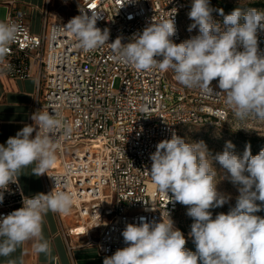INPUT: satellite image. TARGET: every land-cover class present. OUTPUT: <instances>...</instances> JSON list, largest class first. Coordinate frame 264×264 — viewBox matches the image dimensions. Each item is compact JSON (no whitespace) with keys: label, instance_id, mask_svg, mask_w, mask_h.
I'll return each mask as SVG.
<instances>
[{"label":"clouds","instance_id":"9594fccd","mask_svg":"<svg viewBox=\"0 0 264 264\" xmlns=\"http://www.w3.org/2000/svg\"><path fill=\"white\" fill-rule=\"evenodd\" d=\"M213 11L223 16V26L213 20ZM176 12L172 9L167 19L153 21L128 43H122L121 36L108 43L110 30L96 26L101 18L96 13L81 11L65 26L85 52L108 44L115 59L136 70L171 69L178 83L198 88L206 97L225 94V103L236 117L252 114L264 120V51L258 44V30L264 31V11L237 7L225 15L223 9H213L210 0H192L188 16L193 23L188 31L198 27L199 34L179 44L172 40ZM19 31L18 24L0 21V62ZM217 78L221 91L214 94L211 85ZM31 119L33 124L0 144V203L10 191L9 184H19L23 168L35 163L33 175L47 174L57 160L53 138L61 131L70 136L73 130L58 112L53 115L38 110ZM234 147L228 141L225 149L213 156L203 141L188 143L175 133L160 141L150 155L148 172L169 202L188 206L187 215L194 221L189 236L196 250L185 247L184 234L167 212V218L161 216L160 222L141 217L139 224H127L122 232L127 246L106 256L103 264H264V217L255 215L264 210V149L253 156L251 146L246 145L239 156ZM214 162L239 192L235 206L215 218L210 209L222 207L231 197L217 190ZM56 186L47 194L31 197L21 191L22 207L0 219V256H10L28 241L33 242L37 254H51L50 243L43 237L44 215L49 211L67 215L74 203L71 192L56 190ZM168 192L173 195L169 197Z\"/></svg>","mask_w":264,"mask_h":264},{"label":"built area","instance_id":"2783aa9c","mask_svg":"<svg viewBox=\"0 0 264 264\" xmlns=\"http://www.w3.org/2000/svg\"><path fill=\"white\" fill-rule=\"evenodd\" d=\"M62 1L71 4L76 15L83 11L101 16L96 26L110 30L108 43L118 36L128 43L134 34L153 21L167 19L169 12L177 9L172 40L176 44L183 40L180 20L189 0ZM44 15L45 30L37 34L27 24L26 12L12 1L7 3L0 21L16 23L20 31L0 69L12 78L35 76L31 113L58 112L73 129L70 136L61 131L53 138L57 160L45 174L39 192L52 191L56 178V190L73 194L70 213H56L61 220H72L62 231L68 249L74 248L70 240L74 235L81 237L80 245L96 246L102 256H111L127 246L122 236L127 224H139L141 217L160 222L167 212L178 228L180 203L169 202L158 191L148 172L150 155L173 133L184 138L185 126H226L235 114L225 103V94L206 97L198 88L178 83L175 73L169 80L168 70H136L115 59L108 44L85 52L67 30L70 18L66 14L49 15L46 7ZM212 17L223 26L222 15L213 13ZM192 32L198 35V27ZM258 44L264 51V31L258 30ZM211 87L214 94L221 91L218 86ZM9 189L0 203V219L22 207L21 191L23 196L35 195L25 193L20 181L10 183Z\"/></svg>","mask_w":264,"mask_h":264},{"label":"crops","instance_id":"0c3cea01","mask_svg":"<svg viewBox=\"0 0 264 264\" xmlns=\"http://www.w3.org/2000/svg\"><path fill=\"white\" fill-rule=\"evenodd\" d=\"M10 1L26 12V22L32 32L40 34L45 30L46 0H38L35 5L6 0L5 5ZM48 10L49 15L64 14L57 10ZM33 70L36 72V68ZM36 88L35 76L25 79L12 78L0 69V144H6L9 137L15 136L25 125L34 123L31 119V106ZM32 136H35V132ZM35 167L36 164L33 163L23 168L18 178L27 194H37L44 186L45 174L39 177L33 175L32 169ZM71 223L72 220H61L56 213L49 211L44 215L42 230L43 237L50 243L51 254H37L33 242L28 241L17 247L10 256H0V264H9V261H14L15 264H103L105 257L99 253L97 247L80 245V236H70L74 248L68 249L62 231L69 228Z\"/></svg>","mask_w":264,"mask_h":264},{"label":"rangeland","instance_id":"374dc122","mask_svg":"<svg viewBox=\"0 0 264 264\" xmlns=\"http://www.w3.org/2000/svg\"><path fill=\"white\" fill-rule=\"evenodd\" d=\"M5 1L6 0H0L1 17H4L6 13ZM14 1L35 5V2L38 0ZM191 4L192 0H189L187 11L181 15L180 21L183 36V40L181 42L190 39L192 36H195L194 32H189L187 29V27L193 23V21L190 20L188 16V13L191 10ZM210 5L216 10L223 9L225 14H230L233 9L237 7H240L244 10H247L248 8H256L258 10L264 11V0H210ZM229 5L232 6L233 9H225L229 8L227 7ZM46 7L51 11L57 10L62 12L70 19L77 16L72 5L65 4L62 0H46ZM173 73V70H168L167 78L169 80H171V75ZM212 85L218 86V78L217 80L212 81ZM209 127L210 126H185L183 127L182 132L183 137L188 143L203 141L213 156L216 153L222 152L225 149L226 142L228 141H231V143L235 146L233 151L237 155L242 156L246 145H248L244 140L247 137L256 138L255 144L251 146V154L253 156L259 154V152L264 149V120L258 119L252 114L243 119H240L234 115L223 129ZM67 156L69 157L70 155L67 154ZM214 167L217 169V175L214 178V182L218 183L217 190L221 194L230 196L231 199L222 207L210 209V211L213 213V218H215L216 214L221 212L227 213L231 207H234L236 204V197L239 195L237 187L233 185L228 179L224 178V176L227 174L224 172L218 162H214ZM257 203L259 204L261 202L257 201ZM187 211L188 206L180 204L176 222L179 224L178 228L184 234L186 241L193 242L192 238L189 236V233L191 231V225L194 221L190 216L187 215ZM255 215L264 217V210L255 213Z\"/></svg>","mask_w":264,"mask_h":264},{"label":"trees","instance_id":"16d2710c","mask_svg":"<svg viewBox=\"0 0 264 264\" xmlns=\"http://www.w3.org/2000/svg\"><path fill=\"white\" fill-rule=\"evenodd\" d=\"M227 7H229V8H225V9H229V10L233 9V7L230 6V5L227 6ZM223 12H224V11H223ZM213 13H219V12L217 11V12H213ZM213 13H212V14H213ZM209 128L223 129V128H225V126H223V127H214V126L211 127V126H210ZM182 132H183V129H182ZM244 140L247 142L248 145L252 146V145L255 144L256 138L247 137V138H245ZM185 247H186L188 250H191V251H193V252H195V250H196V248H195V244H194L193 242H190V241H186V245H185Z\"/></svg>","mask_w":264,"mask_h":264}]
</instances>
